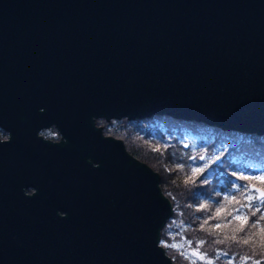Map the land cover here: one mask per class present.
<instances>
[{
    "label": "water",
    "instance_id": "95a60500",
    "mask_svg": "<svg viewBox=\"0 0 264 264\" xmlns=\"http://www.w3.org/2000/svg\"><path fill=\"white\" fill-rule=\"evenodd\" d=\"M83 39L116 57L82 54ZM80 75L90 82L64 103ZM20 112L28 126L13 124ZM159 114L264 135V0H0V124L12 132L0 140V264H179L160 243L174 211L160 173L95 123ZM51 117L70 157L94 159L91 179L39 158L36 173L20 169L26 139L64 146L37 134Z\"/></svg>",
    "mask_w": 264,
    "mask_h": 264
},
{
    "label": "trees",
    "instance_id": "16d2710c",
    "mask_svg": "<svg viewBox=\"0 0 264 264\" xmlns=\"http://www.w3.org/2000/svg\"><path fill=\"white\" fill-rule=\"evenodd\" d=\"M173 117L165 115L162 117H153L151 120L144 121L143 119H134L129 120L127 118H122L121 121H111L107 127L104 126V131L106 134L114 135L117 137L122 138L126 146L128 147V150L138 157L139 159L149 163L150 165L154 166L151 160L147 155L139 151L138 149L134 148L131 143V133L137 134L138 137H146L149 135H158L160 134L162 138L167 136L166 129L170 130H180V131H188L192 132L194 138L190 142V145L188 148L185 147L183 144V139L180 138L179 143L174 144L173 142L165 141L167 150L165 151V157L167 159V168H187V167H193L192 172L190 174L195 173V171L206 169L208 163L212 160L211 156H208L203 158V163H200V165H196L191 159L194 157L192 154L193 146L198 145L197 142L200 143L201 148H208L213 149L212 154L215 156L217 155L216 152L225 151L227 152L228 149L231 146H238V145H244L242 149L237 151L236 149H233L236 151V153H239L241 156V153H249L254 155H260L264 156V135H258L257 133H249V132H241V131H232L227 130V132L230 131V133H235V135H229L226 133V131H222V129H219L217 127H213L210 125H206L202 122H197L194 120H182L183 127L182 126H175L172 121ZM156 119L161 120L162 122H167L170 124L168 128H165V126H161L158 122L156 123ZM167 119V120H162ZM141 123L145 124V128L142 126ZM201 125L203 126V129L200 131H192L191 128L186 127L185 125ZM175 126V127H174ZM176 128V129H175ZM157 129H159L157 131ZM216 130V131H214ZM164 131V132H163ZM219 131V132H218ZM194 132V133H193ZM184 134V133H183ZM253 134H257L255 136V139L258 140V143L248 144L245 140H253L252 137H254ZM142 135V136H140ZM160 137V136H159ZM160 137V138H161ZM251 137V138H250ZM201 140V142L199 141ZM212 144V146H210ZM221 147V148H220ZM223 152V153H225ZM233 152L230 151L228 155H231ZM235 155V153H233ZM214 156V157H215ZM237 158V157H236ZM240 158V157H239ZM234 160V159H233ZM197 161H201L200 159ZM254 162H249L243 165V167H240L239 169H233L234 171H242V173L246 174L250 169V166L253 165ZM193 165V166H192ZM156 169L157 167L154 166ZM242 169V170H241ZM177 170V169H176ZM208 174V173H207ZM217 175V176H216ZM226 174L224 171H220L219 173H216L213 175L212 179L210 175H204V180H207V182H214L215 183V190L207 193V194H195V197L191 199H186L184 202H182L184 205L191 204V206H194L195 208H200V205L204 202L211 203L212 205L219 204L222 200V195H225L228 199L235 198L234 195H236L235 191L240 190L241 188L246 187L247 190L243 194L244 199L239 204V207L232 209L230 214L232 215L227 219L226 223H232L235 221V219H240L241 222L246 223V231L248 232L249 239L245 244H243V235L237 234L238 240L236 241L233 236H229L231 233L229 231H225V233H221L217 231V238L216 240L219 242V245L222 243L230 244L231 247H252L251 240L255 241V247H258L260 245H264V235L259 234L257 236H253L254 233H264V199H260L262 201L261 204H259L258 198H255L250 195L251 193H255L254 191H251L250 186L245 183L244 180L235 179L233 176ZM212 176V175H211ZM161 186L164 191V193L172 200L173 206H174V213L172 217L169 219V221L166 222L164 227L162 228L161 233V243L165 247L167 253L171 255L174 261H177V256H175L172 252H170L171 247L175 246L180 242H183L185 247L190 251L192 249H199L202 254L205 256V260L207 262L205 264H212L214 260L216 261L217 255L214 254L210 257L207 256L203 252L204 247H213L212 240L214 238V232L212 229L206 228L203 230H200L196 232V236H192L193 233V226H194V220L195 218H199V222L206 221V218L208 217L206 214V211L203 209H199L198 211L193 209L189 213H183V211L180 212V208L177 205V200L175 199L174 195L170 190H168L167 183L161 180ZM257 201V204H256ZM260 205V206H259ZM252 210H256L257 214L255 215V218H258V221L255 222L254 216H250L249 212ZM257 224V225H256ZM209 225V222H207V225ZM257 229V230H256ZM256 230V231H253ZM261 231V232H260ZM240 236V237H239ZM242 236V238H241ZM257 237V238H255ZM253 238V239H252ZM211 241V243H210ZM216 247H219L218 245ZM242 250V248H241ZM243 251V250H242ZM242 251H238L242 253ZM224 256V255H222ZM242 259H244L245 256L242 255ZM226 258H229V254H226ZM242 259H236L233 263L230 264H242ZM197 261L193 262V264H197ZM203 264V263H202Z\"/></svg>",
    "mask_w": 264,
    "mask_h": 264
},
{
    "label": "rangeland",
    "instance_id": "374dc122",
    "mask_svg": "<svg viewBox=\"0 0 264 264\" xmlns=\"http://www.w3.org/2000/svg\"><path fill=\"white\" fill-rule=\"evenodd\" d=\"M165 115L166 114L153 115L151 117L142 118V119L144 121H148V120H151L155 116L162 117ZM98 119L101 120V123H100L101 125L103 126L106 125L105 127H107V125H109L111 121H121V119L108 120L102 117H99ZM172 119H174L175 121L173 120H169V121H172V123H174L175 126L183 127V123L181 122H183L182 120L184 119H175V118H172ZM162 120H167V119H162ZM155 121L156 123L158 122L161 126L163 127L165 126V128H168L170 126V124H168L167 122H162L161 120H158V119H156ZM141 124L144 128L146 127L144 123H141ZM185 126L191 128L192 131H200L201 129H203V126L201 125L187 124ZM158 130L159 129H157V131ZM165 131L167 133V136L164 138H162L160 134L149 135L146 137H138L137 134L131 133V137H132L131 143L134 148L138 149L139 151L147 155L149 159L151 160V162L153 163V165L157 167L156 169L154 166L148 163L155 171L160 173V176H161L160 185H161V180L167 183L168 190L172 192L175 199L177 200V205L180 208V212L183 211V213L184 212L189 213L193 209L197 211L199 209H203L206 211V214L208 216L206 218V221L202 220L201 222H199L200 219L195 218L194 223H193L194 226L192 228L193 230L192 236H196V232L206 229V228L212 229V231L214 232V238L212 240L213 247H204L203 252L207 254L208 257L214 254L217 255L216 261L214 260L212 264H230V263H233L236 259H242L243 258L242 255L245 256L244 259H242V264H264V245L255 247V241L251 240L252 247H231L230 244H227V243H222L219 245V242L216 240L217 238H215L217 237V231L221 233H225V231H229L231 233L229 236H233L236 241L238 240L237 234H242L243 235L242 240L244 241L243 244H245L249 239H251V238H248L249 234L246 231L247 230L245 227L246 223L241 222L240 219H235V221H233L232 223H226L227 219L232 216L230 214L232 209L239 207V204L244 199L243 194L247 190L246 187L235 191L236 193V195H234L235 198L228 199L225 195H222V200L219 204L212 205L211 203L204 202L200 205V208H195L194 206H191V204L189 203L186 205L182 203L188 198L192 200L195 197L196 193L203 195L204 193L207 194V193L214 191L215 183L207 182V180H204L203 176L209 174L212 179L213 175H215L216 173H219L220 171L222 172L224 171L226 174L233 176L235 179L244 180L245 183H247V185L249 186L256 185L264 189V171H263L264 156L254 155V154H249V153H241L242 154L241 156L239 153H236V151L233 150V149H236L237 151H239L240 149L245 147L244 145H241V144L238 146H231L227 152L225 151L216 152L217 155L215 156L214 154H212L213 149L212 150L208 148L203 149L201 148L200 143L197 142L198 145L196 144L193 146L192 154L194 157L191 159V161H193L196 165H200V163L204 162L203 161L204 157H206L207 159L208 156H211L212 160L208 163L206 169H203L201 171L197 170L193 174L192 173L190 174V172L193 171L192 170L193 167L191 166L187 168H181V167L176 168L175 167L174 169L172 168L170 169L166 167L167 159L165 157V154H166L165 151L167 150L168 145L166 146L165 141L173 142L174 144H176V143H179L180 138H182L184 140L183 144L186 142L190 143L193 140L194 136L192 132H188V131L183 132L178 129L174 131L170 129H166ZM222 131H226V133L229 135H235V133L234 134L230 133V131L227 132V130H222ZM253 135L254 137H252L253 139L252 141L245 140L247 142V145L258 143L257 142L258 140L255 139V137H257L255 135L257 134H253ZM117 138H120V137H117ZM199 141L201 142V140ZM210 146H212V144ZM230 151L235 153V155L233 153L231 155H228ZM199 159L201 160L200 162L197 161ZM249 162H254L253 163L254 166H250L251 171H248L246 174L242 173V171H238V170L234 171L235 169H239L240 167H243V165ZM252 169H254V171H252ZM255 171H258V172H255ZM229 175H226V176H229ZM250 195H252L254 199L258 198L259 204L262 203V201L260 200L262 198H259L256 192L251 193ZM256 204H257V201H256ZM173 209H174V206H173ZM256 214H257L256 210H252L249 212L250 216H254L255 222L258 221V218H255ZM207 222H209L208 226H206ZM256 230H253V231H256ZM259 234L264 235V233H255V234L253 233L252 235L253 236L258 235L259 237ZM217 245L219 247H216ZM241 248L243 251L241 250ZM238 251H242V253ZM170 252H172L175 256L178 257L176 262H178L179 264H193V262L195 261H197L196 262L197 264H202V263L205 264L207 262V260H205L204 254H202V252L199 249H192L189 251L187 247H185L183 242H180L179 245L177 244L176 247L172 246ZM227 253L229 254L228 259L226 258Z\"/></svg>",
    "mask_w": 264,
    "mask_h": 264
},
{
    "label": "bare ground",
    "instance_id": "6f19581e",
    "mask_svg": "<svg viewBox=\"0 0 264 264\" xmlns=\"http://www.w3.org/2000/svg\"><path fill=\"white\" fill-rule=\"evenodd\" d=\"M84 5V4H83ZM89 7L91 8L92 7V5H89ZM83 13H84V11H82ZM84 17H86V15H84ZM34 19H35V17H34ZM36 20V19H35ZM38 27H40V26H38ZM38 27H35V28H38ZM13 34V33H12ZM9 35H11V34H9ZM27 40V39H26ZM26 40H24V41H26ZM83 41V44H82V50H81V53L83 54H85V51L86 52H88L90 49H91V47L93 48V49H95L98 53H104V54H106L107 56H114V57H116V55H117V52H116V49L114 48V47H95V46H91L92 44V42L91 43H89L88 41H85L84 39L82 40ZM27 42H28V40H27ZM75 46V45H74ZM75 49V48H74ZM113 58V57H112ZM96 61V60H95ZM103 61L101 60V63H100V66H102V63ZM86 63L88 64V65H90V66H94V64H93V60H92V58H91V56L90 55H87V58H86ZM14 64V62H10L9 63V65H10V67H12V65ZM73 65L71 64V63H69V66H68V68H66V69H64V70H66V71H68V73H69V70L70 71H75V68L72 70V67ZM29 67V66H28ZM31 68H29V70H30ZM96 69V67H94V69H93V71ZM78 74V73H77ZM69 75H70V73H69ZM79 77H81V78H78V79H76V81H75V85H72V84H70V86L68 85V87H66V89H71L72 88V86H73V91H70V92H68V90H67V92H68V94H67V99L66 100H64V103L65 102H74L75 100H74V97H76L75 96V93H76V89H77V87L76 86H78L79 84H80V82L81 81H83V80H85V82L87 83L88 81L90 82V80H91V78L90 77H82V75H80ZM70 79H72V77H70ZM66 80V79H65ZM69 82V81H68ZM72 82V81H71ZM80 87H82V85H80ZM88 88V87H87ZM88 90V89H87ZM64 95H66V93H64ZM62 97V96H61ZM64 105V104H63ZM31 106H30V110H31ZM43 108H45L44 107V105H42V109ZM19 116V117H18ZM16 118H14L13 119V124L14 125H16V124H18V123H21V122H25L26 124V126H28L27 125V122H26V120L24 119V115H23V113L22 112H20V114L18 115ZM97 118H99V117H95V123H96V119ZM102 118H106V119H108L107 117H103L102 116ZM125 118V117H124ZM183 118V117H182ZM51 119H52V121H53V123L54 124H56L60 129H62V127L60 126V124H58L57 122H56V120L54 119V118H52L51 117ZM122 119V118H121ZM175 119H177V118H175ZM109 120V119H108ZM130 120V119H129ZM50 124H51V122H49ZM204 124H206V123H204ZM206 125H208V124H206ZM210 126H213V125H210ZM213 127H217V126H213ZM217 128H219V127H217ZM221 129V128H220ZM11 130V129H10ZM223 130V129H222ZM25 131H27V127H25ZM62 131V130H61ZM25 134L27 135V132H25ZM35 134V133H34ZM38 134V133H37ZM105 134V133H104ZM39 135V134H38ZM106 135V134H105ZM112 136H114V135H112ZM28 137V136H27ZM65 141H62V142H59L60 144H62V145H64L63 147H61V149H59L58 151H55V152H53L51 149H49V148H45V147H40V148H37V147H35L36 145H35V143H33L32 144V146L30 147V145H28L27 144V139L25 140V147H21V149H23V151L24 150H28L29 152H32V154L31 155H28L26 158V160L24 161V162H22V163H19L20 164V169H22L23 171H26V172H31V173H36V171H38L37 170V167L35 166V159L36 158H39V159H43V164H45V165H56V166H58V167H62L63 165H66V166H70V167H74L73 169H75L77 172H80V170H81V167L83 166V168L85 169V176H86V178H87V180L88 179H91L89 176L92 174V166L93 165H91V161L90 160H94L91 156H87L85 153H83V155H80L79 156V158H78V160L76 159V156H71L70 157V154H71V152L73 151V148H72V146L70 145V143H71V139H69V137H66L65 136ZM81 142V141H80ZM124 143H125V141H124ZM186 143H189V142H186ZM186 143H184V145L186 144ZM189 145H190V143H189ZM22 146H24V145H22ZM125 147H126V149H128V147L126 146V143H125ZM53 157V158H52ZM138 158V157H137ZM139 159V158H138ZM141 160V159H140ZM71 161H77V162H79V163H76V164H71ZM143 161V160H142ZM94 164L95 165H97L98 163H96V162H94ZM61 165V166H60ZM73 165V166H72ZM32 166V167H31ZM41 168V167H40ZM250 170L249 171H251V168H249ZM21 170V171H22ZM22 171V172H23ZM252 171H254V169H252ZM263 171H264V169H263ZM39 172H40V170H39ZM255 172H258V171H255ZM97 173V172H96ZM98 173H100V171H98ZM58 177L59 176H55L54 178H56V179H58ZM54 178H49V179H45V180H42V182H41V184L42 185H44V186H49V188L48 189H50V190H52V188L50 187V184L51 183H53V180H54ZM87 180H84V184H88V181ZM7 182V181H6ZM1 184H2V187H5V182L2 180L1 181ZM82 184H83V182H81V183H79V187L80 186H82ZM259 187V186H258ZM162 188V187H161ZM75 191H76V189H75V187L73 188ZM162 191H163V189H162ZM253 191V190H252ZM72 192V191H71ZM254 192H256V191H254ZM86 193H88V192H86ZM163 193H164V191H163ZM165 194V193H164ZM166 195V194H165ZM258 195V194H257ZM30 197V195H26V194H23V195H18V196H16L18 199H21V197ZM167 196V195H166ZM168 197V196H167ZM259 197V196H258ZM169 198V197H168ZM170 199V198H169ZM90 201V199H88V204L90 203L89 202ZM170 201L172 202V200L170 199ZM29 201H26L25 199H23V200H21L20 202H19V205L20 206H23V207H25V209L26 210H28V211H30V212H32V213H34L35 215H36V217L37 216H39L40 215V211H39V209L36 207V206H34V205H31L30 203H28ZM93 203H90V205H92ZM173 204V203H172ZM92 207H93V205H92ZM32 208V209H31ZM87 208V206H85L84 207V209H86ZM91 209V208H90ZM90 209H88V211H90ZM44 210V209H43ZM41 211V214H42V216L44 217V215H45V212L44 211ZM38 220H40V219H38ZM161 243V242H160ZM161 245H162V243H161Z\"/></svg>",
    "mask_w": 264,
    "mask_h": 264
},
{
    "label": "flooded vegetation",
    "instance_id": "af4514ba",
    "mask_svg": "<svg viewBox=\"0 0 264 264\" xmlns=\"http://www.w3.org/2000/svg\"><path fill=\"white\" fill-rule=\"evenodd\" d=\"M100 123H101V120L97 118L96 125L102 127L104 131V126L101 125ZM37 131L40 137L44 138L45 140L51 141V142L59 143V142L66 140L65 139L66 135H64L61 129L53 122L51 124L42 125ZM11 135H12L11 130L8 127L0 124V140H3V141L10 140ZM25 191L27 194L31 195L37 191V187L30 183L25 186Z\"/></svg>",
    "mask_w": 264,
    "mask_h": 264
},
{
    "label": "snow or ice",
    "instance_id": "6c2138e0",
    "mask_svg": "<svg viewBox=\"0 0 264 264\" xmlns=\"http://www.w3.org/2000/svg\"><path fill=\"white\" fill-rule=\"evenodd\" d=\"M261 197H264V192H261ZM262 218H264V217H262Z\"/></svg>",
    "mask_w": 264,
    "mask_h": 264
}]
</instances>
